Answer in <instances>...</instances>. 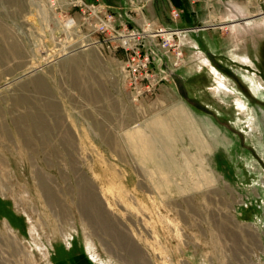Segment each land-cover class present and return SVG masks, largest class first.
<instances>
[{
    "label": "rangeland",
    "instance_id": "374dc122",
    "mask_svg": "<svg viewBox=\"0 0 264 264\" xmlns=\"http://www.w3.org/2000/svg\"><path fill=\"white\" fill-rule=\"evenodd\" d=\"M261 2L0 0V264H264Z\"/></svg>",
    "mask_w": 264,
    "mask_h": 264
},
{
    "label": "built area",
    "instance_id": "2783aa9c",
    "mask_svg": "<svg viewBox=\"0 0 264 264\" xmlns=\"http://www.w3.org/2000/svg\"><path fill=\"white\" fill-rule=\"evenodd\" d=\"M263 5H264V0H262V2H261ZM107 21H111V18L110 17H108V19H107ZM162 32H165V31H163V30H161ZM132 36V35H131ZM131 36H121L122 37V43H120V46H122V47H124V45H125V48H128V47H131V43H130V40H132V39H130V37ZM147 46L148 47H150V45H152V38H151V35L149 34V35H147ZM139 52H136V54H138ZM140 55V54H139ZM143 58H144V61L141 63V68H140V70H139V73L137 74V75H135V78L136 77H139V78H149V80H155V78H154V76L153 77H151V74H149L148 72H147V69H146V67H147V60H148V56H143ZM163 77H164V75H163ZM147 89L148 90H151V88L150 87H147Z\"/></svg>",
    "mask_w": 264,
    "mask_h": 264
},
{
    "label": "bare ground",
    "instance_id": "6f19581e",
    "mask_svg": "<svg viewBox=\"0 0 264 264\" xmlns=\"http://www.w3.org/2000/svg\"><path fill=\"white\" fill-rule=\"evenodd\" d=\"M46 18V17H45ZM142 147L144 146V145H141ZM143 149V148H142Z\"/></svg>",
    "mask_w": 264,
    "mask_h": 264
}]
</instances>
